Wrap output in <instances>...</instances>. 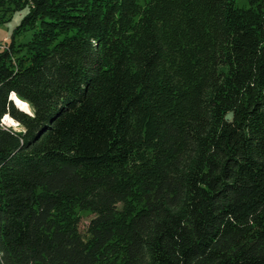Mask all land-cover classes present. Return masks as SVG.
I'll return each mask as SVG.
<instances>
[{"label":"trees","instance_id":"1","mask_svg":"<svg viewBox=\"0 0 264 264\" xmlns=\"http://www.w3.org/2000/svg\"><path fill=\"white\" fill-rule=\"evenodd\" d=\"M247 2L0 0V22L24 11L0 47V264H264Z\"/></svg>","mask_w":264,"mask_h":264},{"label":"rangeland","instance_id":"2","mask_svg":"<svg viewBox=\"0 0 264 264\" xmlns=\"http://www.w3.org/2000/svg\"><path fill=\"white\" fill-rule=\"evenodd\" d=\"M237 5L246 6V5H248V2H247V0H237ZM23 14H24V11L15 12L9 20L0 22V47L4 46V44L6 43V39L7 40L11 39L13 30L16 27V25L20 22V19L23 16ZM29 37H30V32L26 31L23 35L18 37V39L25 41ZM18 108L20 109L19 106H18ZM21 110H23V109H21ZM30 112H31V109H30ZM3 123L6 126L12 127L15 130H21L22 129V127L19 125L18 122L16 124H8L4 121ZM79 216H80V224H79L80 229H81L82 233H84L86 231V227H87L90 219L94 216V214L90 211L82 210L79 212Z\"/></svg>","mask_w":264,"mask_h":264},{"label":"bare ground","instance_id":"3","mask_svg":"<svg viewBox=\"0 0 264 264\" xmlns=\"http://www.w3.org/2000/svg\"><path fill=\"white\" fill-rule=\"evenodd\" d=\"M12 97H13V94L11 95ZM17 100H19L20 102H21V104H24V105H27V107H28V110L30 111V107H29V105H28V103L27 102H25V101H22L21 99H19L17 96H15V101H16V103H17ZM18 105V104H17ZM19 107H21L20 105H18ZM22 108V107H21ZM23 109V108H22ZM5 117H8L9 118V121L10 122H6V123H8V124H16L17 123V121L16 120H14L12 117H10L9 115H4V117H3V120H4V118Z\"/></svg>","mask_w":264,"mask_h":264},{"label":"clouds","instance_id":"4","mask_svg":"<svg viewBox=\"0 0 264 264\" xmlns=\"http://www.w3.org/2000/svg\"><path fill=\"white\" fill-rule=\"evenodd\" d=\"M13 99H15V95L13 94ZM17 104L20 105L24 111L28 112L29 115H32V113L28 110L27 105L21 104L19 100H17ZM5 122H10L8 117L4 118Z\"/></svg>","mask_w":264,"mask_h":264},{"label":"water","instance_id":"5","mask_svg":"<svg viewBox=\"0 0 264 264\" xmlns=\"http://www.w3.org/2000/svg\"><path fill=\"white\" fill-rule=\"evenodd\" d=\"M12 94H14L15 95V93H12ZM11 94V95H12ZM10 95V98L15 102V104L17 105V103H16V101H15V99H13V97ZM16 96V95H15ZM18 106V105H17ZM20 109H22L21 107H20ZM3 122H4V120H3Z\"/></svg>","mask_w":264,"mask_h":264}]
</instances>
